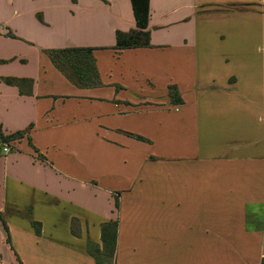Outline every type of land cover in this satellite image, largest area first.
Wrapping results in <instances>:
<instances>
[{
  "label": "crops",
  "instance_id": "crops-1",
  "mask_svg": "<svg viewBox=\"0 0 264 264\" xmlns=\"http://www.w3.org/2000/svg\"><path fill=\"white\" fill-rule=\"evenodd\" d=\"M134 30L131 0H0V264H96L115 220L114 264H264V0H150Z\"/></svg>",
  "mask_w": 264,
  "mask_h": 264
},
{
  "label": "trees",
  "instance_id": "trees-1",
  "mask_svg": "<svg viewBox=\"0 0 264 264\" xmlns=\"http://www.w3.org/2000/svg\"><path fill=\"white\" fill-rule=\"evenodd\" d=\"M131 2L138 30L129 33L117 32L116 48L151 47L150 33L147 30L150 18V0H131ZM93 51L94 48L90 47H69L46 50L45 54L50 58L53 65L74 85L79 88H95L100 87L102 83ZM169 97L173 105L183 103L181 94L176 86H169ZM21 136L22 132H18L11 137H3L0 133V140L7 142L10 138ZM135 137L146 141L143 137ZM33 226L39 234V224L34 223ZM101 231L102 247L89 241L87 245L88 253L95 258L96 264H114L117 248L118 221L104 223Z\"/></svg>",
  "mask_w": 264,
  "mask_h": 264
},
{
  "label": "built area",
  "instance_id": "built-area-1",
  "mask_svg": "<svg viewBox=\"0 0 264 264\" xmlns=\"http://www.w3.org/2000/svg\"><path fill=\"white\" fill-rule=\"evenodd\" d=\"M4 153H8L10 151V148L9 147H4L3 150H2Z\"/></svg>",
  "mask_w": 264,
  "mask_h": 264
},
{
  "label": "rangeland",
  "instance_id": "rangeland-1",
  "mask_svg": "<svg viewBox=\"0 0 264 264\" xmlns=\"http://www.w3.org/2000/svg\"><path fill=\"white\" fill-rule=\"evenodd\" d=\"M226 9H228V10H229V9H230V7H227ZM213 13H214V11H213Z\"/></svg>",
  "mask_w": 264,
  "mask_h": 264
}]
</instances>
